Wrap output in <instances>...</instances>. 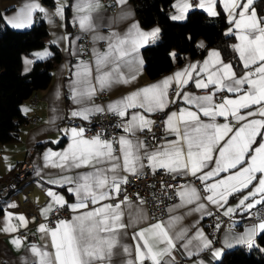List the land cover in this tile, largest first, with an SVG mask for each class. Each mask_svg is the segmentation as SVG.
Segmentation results:
<instances>
[{
	"label": "snow or ice",
	"instance_id": "6c2138e0",
	"mask_svg": "<svg viewBox=\"0 0 264 264\" xmlns=\"http://www.w3.org/2000/svg\"><path fill=\"white\" fill-rule=\"evenodd\" d=\"M124 2L125 0H121V3ZM252 2L253 0H246L241 8L238 0H224V9L229 13L230 22L234 21L236 29L233 32L230 28L226 34L237 36L239 44L233 45V48L238 52L242 66L247 71L237 76L233 65L230 62L225 63L218 51L211 50L210 58L202 65L189 64L174 76L139 89L108 105V110L114 114L129 117V109H143L146 113L164 112L170 103L177 99L182 100L188 107L178 112H170L166 116V130L176 137L175 140L167 141L156 150L148 149L136 138V133L143 131L145 127L151 130L150 125L153 122L140 112L131 113L127 122L121 125L128 135L119 137V149L113 146L112 140L102 139V134L89 139L84 138L83 128L71 129L72 143L68 148L62 153L49 154L60 158V162L53 166L65 170H92L75 177L60 178L63 181L61 187L64 184L74 185L68 191L79 201L68 207L79 211L87 208L89 203L101 204V201L118 198L121 184L128 182L120 174L121 169L135 174L145 166V159L153 170L158 166L169 172L196 177L203 185V191L210 193L201 197L195 186L185 185L178 192L182 205L177 207L195 203L196 207L191 211L211 216L213 213L208 210V205L203 200L217 208H224L230 196L245 193L246 190L248 191L242 195L237 207L250 211L257 205H264V22L256 18L254 10L246 15ZM95 4L96 0H87L86 6L90 10ZM198 6L206 8L213 16L218 14L214 10L215 0H199ZM175 7L177 15H173L171 19L184 20L185 13L193 5L190 0H177ZM237 8H241L238 19L234 11ZM33 10L44 11L38 3L30 2L17 15L0 16V19H5L13 28L29 27ZM83 10L84 5H78L77 11ZM56 14L63 15L62 5L57 8ZM79 24L81 28H91L90 14L80 17ZM159 32V28L144 32L138 25H133L124 36L113 34L107 38L108 50L97 54L95 64V80L100 88L109 87L112 82L134 81L135 73L126 76L121 69H131L135 63H142L138 60L139 48L150 39L154 41ZM198 47H204L203 42ZM170 56L175 59L176 53H170ZM92 72L91 65L77 66L71 97L74 103L86 105L95 95L97 88L93 83ZM189 83H194L197 89L211 88V91L207 95L184 91ZM170 90L176 94L171 100ZM225 92L234 94L235 98L225 96L221 102H216L217 94ZM193 107L195 110H192ZM242 110L248 111L242 114ZM102 111L104 109L99 106H85L80 111H73L72 115L88 119L92 114ZM201 116L208 120L201 119ZM256 116L260 118L250 119ZM229 117L239 126L234 127L228 122ZM218 118H223L225 122L218 123ZM118 152L122 155L117 154ZM49 183L59 184L60 181L51 180ZM48 195L54 197L55 203L60 206L68 203L51 190ZM130 203L125 196L119 203L101 204L100 207L74 216L69 221L61 220L56 229L49 230L41 225L39 231L46 234L50 232L51 246L55 251L49 252L35 246L31 251L39 257V264H104L105 258L110 256L112 248L118 242L120 230L128 227L124 222L125 213L121 205L130 206ZM234 211V208L228 206L224 215H230ZM129 216L132 214L129 213ZM137 217L143 219L139 214ZM19 219L24 221L23 216ZM180 219L182 218L173 217L168 226L164 222H157L134 233V238L138 241L136 251L140 264H144L145 260L151 261V264H175L172 256V249L176 247L175 241L184 240L189 231L188 228H181L174 236L169 235L173 222ZM262 233L264 216L259 217V222L249 228L239 240L249 248H258L255 237ZM194 240L197 243L193 244ZM13 243L20 242L13 240ZM190 245L203 250L210 248L212 241L203 235L202 230H198L183 247L187 251ZM123 250L129 251L127 247ZM212 254L219 261L223 251L215 249ZM129 264L133 262L129 261Z\"/></svg>",
	"mask_w": 264,
	"mask_h": 264
},
{
	"label": "crops",
	"instance_id": "0c3cea01",
	"mask_svg": "<svg viewBox=\"0 0 264 264\" xmlns=\"http://www.w3.org/2000/svg\"><path fill=\"white\" fill-rule=\"evenodd\" d=\"M30 2L38 3L39 6L44 9V11L33 10L31 25L37 19L42 18L46 22L49 34L44 45L34 48L29 53L22 54V69L28 70L34 59L45 58L51 55L53 53L52 45L59 48L61 59L52 69V79L49 85L37 89L31 96L22 102L21 108L27 119L19 125L17 137L8 141H0V178H7L11 174L13 166L24 158L29 149H32L31 159L33 162V172L31 176L9 194L0 195V203L2 205L0 211V233L3 234V236L0 237L1 264H24L26 262L39 264V257L31 251L33 246L49 252L55 251L51 246L50 232L46 234L39 231L41 225L49 230L56 229L61 220L69 221L74 216L100 207L101 204H116L124 200V198L111 199L101 201V204L89 203L87 208L80 209L79 211H73L70 208L69 214L65 217L57 219L54 224L48 222L47 217L50 215L53 208L58 205L55 203L54 197L48 195L49 191L51 190L56 193L57 196H62L64 200L68 202V205L78 203V199L68 191V188L74 187V185L64 184V186L61 187L60 184H62L63 181L60 178L65 176L75 177L77 174L82 175L92 170L91 168L65 170L54 167V164L60 162V158L56 155L49 156L50 153H62L68 148L72 143L71 129H84V122L86 119L82 118V116H73V111H80L85 106L89 108L99 106L108 110V105L114 103L116 100L127 97L129 94L139 89L158 84L166 78L174 76L176 72L186 68L189 64L202 65L205 60L210 58L211 50L218 51L225 63L230 62L237 76L247 71L242 66L238 52H236L237 55L235 58H225L221 49L212 45L207 48L205 53L201 55H189L183 61L176 62L170 70L158 76L151 77L145 69L143 47L150 42L158 40L161 33L160 30L158 37L154 41L150 39L148 43L139 48L138 60L142 61V63H135L131 69H121L126 76L135 73L136 79L131 83L112 82L109 87L101 89L98 81L95 80L97 75L95 72V64L97 54L104 53L108 50L109 39L107 38L112 37L113 34H118L122 37L132 29L133 25H138L139 29L144 32H151L156 28L160 29V26L158 24L147 27L143 26L132 0H125L124 3H121V0H96V4L90 10L86 6L87 0H54V4L44 0H0L2 17H13L17 15L20 9L24 8L25 5H28ZM190 2L193 7H199V0H190ZM113 3H117L118 6L114 7ZM238 3H240L242 8L246 0H238ZM176 4L177 0H174L172 9L173 15H177ZM61 5L63 6L62 16L56 14L57 8ZM78 5H84V10L78 12ZM221 7L224 8V0H215L214 10L218 13ZM241 8L234 10L237 13V19L239 18L238 14ZM203 9L206 10V8ZM188 10L185 13V17ZM253 10L256 13V18L264 22V0H253L252 4L248 6V13L246 15L250 14ZM89 14L91 16L92 27L89 28L86 26L85 28H81L79 24L80 17ZM227 15L230 21L231 18L228 12ZM6 24L8 23H6L5 19L0 20V27ZM262 26H264V23H262ZM230 28L233 29V32L236 31L234 21L230 22L227 30ZM84 31L89 32L92 41L91 52L85 56L81 54V35ZM234 36V45H237L239 44V40L236 35ZM198 42L199 44L203 42L204 45L206 39L200 36ZM172 52L176 53V50L173 49ZM37 54L41 55L37 56ZM28 61H31V63H28ZM78 65H91L93 68V83L96 85L97 91L92 100L87 102L86 105L76 104L71 98L72 85L76 80L75 73ZM174 87L175 84H173V88ZM184 91L191 92L195 95H207L211 91V88L207 90L197 89L194 83H189ZM175 95V92L169 91L170 100L173 99ZM225 96L235 98L234 94L226 92L218 93L216 102H221ZM186 107L188 106L179 99L174 103H170L169 107L165 110V128L167 114L173 111L178 112L180 109ZM192 110H195V108L193 107ZM244 111L248 110H242V114ZM128 112L129 117L133 112L143 113L146 118L152 122L156 115V112L146 113L143 109H129ZM35 115L40 117L38 122H33L31 120L32 116ZM129 117H121L119 121L120 127L127 122ZM71 118H75V121H72ZM259 118V116L250 117V119ZM201 119L205 121L208 120V118L203 116H201ZM217 122L224 123L225 121L223 118H218ZM228 122L233 124L234 127L239 126L231 120V117H229ZM140 132L141 131H138L136 133V138L150 150H156L167 141L176 139L173 134L167 131L170 137L152 146L140 135ZM96 135V133H84V138L90 139ZM125 135L128 134H126L123 131V127H121L119 137ZM101 138L112 140L107 136H101ZM113 146L119 149L117 142H113ZM117 154L122 155V153L119 152ZM143 162L145 166L142 169H138L137 172L148 166L146 159ZM120 174L123 177H127L129 172L121 169ZM51 180H58L60 183H49ZM185 185L195 186L201 197L210 194L204 192L201 185L192 180L183 183L179 187L178 192L182 191ZM247 191L248 190H246L245 193H237L234 196H230L228 204L225 205L224 208H217L206 200L202 201L208 205V210L211 212L219 210L224 214L228 206L235 209L234 213L228 215L233 218L234 224L222 228L218 238L213 236L208 228L205 221L207 215L201 212L191 211L196 207L195 203L177 207L178 205H182L179 195L177 200L168 206L166 214L154 222L149 218L148 208L144 200L126 195L131 202L130 206L121 205V208L124 210V222L128 227L120 230V235L117 236L118 242L112 248L110 256L105 258L104 264H129V261H132L133 264H139V257L136 251L138 241L134 238V233H138L142 228H147L149 225L157 222H164L165 226H168L169 220L173 217H181L182 219L173 222L169 235L174 236V233L180 231L181 228L189 229L184 240L175 241L176 247L172 249V256L175 258V264H201V262L202 264H213L217 261L212 254L215 249H221L224 253L228 248L238 244H244L240 242L239 238L244 236L249 228L259 222L248 220L247 214L249 210L237 207L242 195L246 194ZM49 206H51V210H49ZM170 209L172 211H170ZM129 213L132 214L131 217ZM137 214L141 215L143 219H138ZM38 215L44 219L37 221ZM21 216L24 217L23 222L19 219ZM19 230H22L21 234L18 233ZM198 230H202L203 235L208 240L212 241L211 247L200 250L190 245L189 249L186 251L183 245L188 239L192 238ZM257 236L255 237V242ZM13 240H18L20 243L14 244ZM195 243L197 242L194 240L193 244ZM125 247L129 249L128 252L123 250Z\"/></svg>",
	"mask_w": 264,
	"mask_h": 264
},
{
	"label": "trees",
	"instance_id": "16d2710c",
	"mask_svg": "<svg viewBox=\"0 0 264 264\" xmlns=\"http://www.w3.org/2000/svg\"><path fill=\"white\" fill-rule=\"evenodd\" d=\"M44 1L54 4V0ZM173 1L132 0L141 24L146 27L158 24L161 30L158 40L143 47L149 76L170 70L189 55H201L212 45L219 47L225 58L236 57L235 36L226 34L230 21L224 8L213 16L196 6L188 10L184 20H172ZM48 34L42 18L27 28H13L8 24L0 27V141L17 137L19 125L27 119L21 108L22 102L51 82L52 69L61 59V52L55 45H52L51 55L34 59L28 70L22 69V54L44 45ZM200 36L206 39L204 47H198ZM173 49L176 50L175 59L170 56ZM255 244L259 247L238 244L228 248L213 264H264V251L260 250L264 249V233L257 236Z\"/></svg>",
	"mask_w": 264,
	"mask_h": 264
},
{
	"label": "built area",
	"instance_id": "2783aa9c",
	"mask_svg": "<svg viewBox=\"0 0 264 264\" xmlns=\"http://www.w3.org/2000/svg\"><path fill=\"white\" fill-rule=\"evenodd\" d=\"M113 6L117 7L118 4L113 3ZM91 44L92 41L89 32L84 31L81 35L82 55L85 56L91 52ZM39 119L40 117L38 115L32 116L31 118L33 122H38ZM120 119V116L106 109L102 112H96L84 122V133L102 134V136H107L116 143L121 132ZM71 120L75 121V118H71ZM150 129L151 130H149L148 127L144 128L143 131L140 132V135L152 146L170 137L165 128V111L156 112L155 119ZM31 152L32 149L27 150L24 158L13 166L11 174L7 178H0V195L9 194L31 176L33 172ZM126 179L128 182L126 184H121L120 195L115 199H123L126 195H131L144 200L148 208L149 218L153 222L164 216L168 210V206L177 200L178 189L183 183L190 180L195 181L201 185L203 190V185L196 177L191 175L183 176L169 172L160 167H156V169L153 170L151 167L147 166L145 169L135 174L129 173ZM69 212L70 207H68V203L64 206L58 204L53 208L47 220L54 224L57 219L65 217ZM212 213L213 215H207L205 217V221L212 235L218 238L222 228L233 225L234 220L231 216L224 215L219 210H215ZM261 216H264V205H257L255 208L248 211L247 219L257 222ZM43 219L44 218L41 216H37V221ZM217 225H219V228H217ZM18 233L21 234L22 230H19ZM2 236L3 234L0 233V237ZM1 263L2 259L0 257V264ZM24 264L34 263L26 262ZM144 264H151V261L145 260Z\"/></svg>",
	"mask_w": 264,
	"mask_h": 264
}]
</instances>
